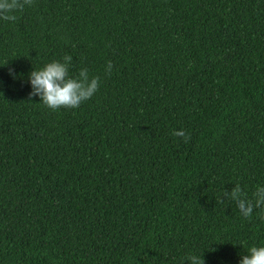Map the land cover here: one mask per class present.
Returning <instances> with one entry per match:
<instances>
[{
  "label": "trees",
  "instance_id": "obj_1",
  "mask_svg": "<svg viewBox=\"0 0 264 264\" xmlns=\"http://www.w3.org/2000/svg\"><path fill=\"white\" fill-rule=\"evenodd\" d=\"M17 16L0 19V264H239L264 246V209L221 197L264 187V0H34ZM65 55L100 84L51 110L28 75Z\"/></svg>",
  "mask_w": 264,
  "mask_h": 264
},
{
  "label": "clouds",
  "instance_id": "obj_2",
  "mask_svg": "<svg viewBox=\"0 0 264 264\" xmlns=\"http://www.w3.org/2000/svg\"><path fill=\"white\" fill-rule=\"evenodd\" d=\"M34 0H0V19L15 22L17 14L24 11L26 6H32ZM72 57L65 55L61 60L47 63L39 70H32L28 75L31 85L29 97L38 96L40 102L51 110L60 108L75 109L81 103L90 99L98 90L99 76H90L87 68H81L76 76L69 75ZM7 62L4 64L6 65ZM3 65V66H4ZM111 62L107 65L106 72L111 73ZM11 74V70H10ZM175 136H188L184 131H175ZM221 197L235 201L240 214L250 218L254 209H264V187L257 186L249 198L247 192L236 184L231 191H223ZM219 202L223 199L219 198ZM214 249L211 248L210 251ZM188 264H205L202 253H191L184 257ZM239 264H264V246H251L248 254L242 255Z\"/></svg>",
  "mask_w": 264,
  "mask_h": 264
}]
</instances>
